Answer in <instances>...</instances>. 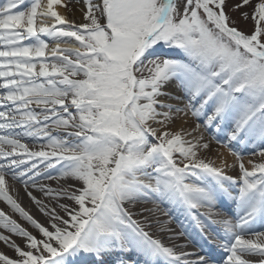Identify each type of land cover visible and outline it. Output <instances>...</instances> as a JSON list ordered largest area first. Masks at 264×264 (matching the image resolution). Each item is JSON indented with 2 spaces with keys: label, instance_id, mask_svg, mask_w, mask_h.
I'll use <instances>...</instances> for the list:
<instances>
[{
  "label": "snow or ice",
  "instance_id": "6c2138e0",
  "mask_svg": "<svg viewBox=\"0 0 264 264\" xmlns=\"http://www.w3.org/2000/svg\"><path fill=\"white\" fill-rule=\"evenodd\" d=\"M61 3L0 0V158L7 161L0 162V197L43 236L0 211V225L27 238L29 249L12 241L19 258L0 253V261L75 264L87 253L104 264L99 258L111 251L139 249L149 264H215L211 256L187 259L196 254L176 253L132 219L124 202L148 199L149 193L189 210L231 199L238 209L234 218L209 221L221 225L220 264L264 257V231L254 228L264 224V0L234 5L251 8L241 13L253 21L247 32L226 12V0H85L87 22L79 25L56 11ZM66 38L79 46H62ZM49 40L55 42L51 48ZM161 43L183 56H155ZM172 83L180 95L164 91ZM181 97L205 127L224 133L238 178L225 171L227 161L217 166L198 156L208 143L167 130L171 114L184 111L168 101ZM25 138L46 139L51 151H31L21 142ZM249 144H258L262 158L248 161L251 168L237 147ZM5 172L26 188L41 177L52 179V172L75 181L59 189L40 186L56 201H71L57 204L64 216L42 205L53 230L13 199ZM141 177L154 179L155 187ZM0 240L10 237L0 234Z\"/></svg>",
  "mask_w": 264,
  "mask_h": 264
},
{
  "label": "bare ground",
  "instance_id": "6f19581e",
  "mask_svg": "<svg viewBox=\"0 0 264 264\" xmlns=\"http://www.w3.org/2000/svg\"><path fill=\"white\" fill-rule=\"evenodd\" d=\"M31 2L30 0H25V2ZM64 0H62L63 2ZM47 0H42V3L46 4ZM69 3V2H68ZM69 5V4H68ZM73 5V4H70ZM56 5V11L64 16L67 20L74 22L76 21V18H78V21L83 20V15L85 14L87 8L86 4L84 5H78V9L75 8V6L72 8V11L70 12L66 8H60L57 9ZM66 40V41H65ZM63 41H60L62 46L68 47V46H75V42L73 39H65ZM27 43V42H25ZM54 41L50 43V46L52 47L54 45ZM49 46V48H51ZM46 56H49L50 59V53H46ZM35 62V61H34ZM47 62V61H45ZM39 68V65H38ZM0 85H2L0 83ZM3 89L0 87V92H2ZM165 92L171 93L169 89H164ZM161 99H165L164 97H161ZM171 101V100H169ZM168 101V102H169ZM172 102V101H171ZM10 103V102H9ZM173 104V102H172ZM177 104V103H176ZM33 108H37V106L33 105ZM3 108H0V110ZM187 114L182 115V113H174L172 117L175 116V118L168 120V122H173L169 127V131L172 132H183L185 134L184 138L187 141L190 142H196L199 141L201 145L203 143H208L209 147L207 149H204L201 147L198 150V156L200 158L205 159L206 161H211L215 165L219 166L224 161H227L228 167L225 169L228 175H231L233 177H239L240 176V169L238 166V161L235 156L232 155L231 151H227L225 148H223L222 143L218 141H214L212 138H210V129H207V132L204 131V127L200 125L199 121L196 120L195 116H191L192 112L190 111V108H188ZM176 112V111H175ZM201 120V119H200ZM3 122V121H0ZM204 124V122H203ZM50 127L51 124L49 125ZM155 128V127H154ZM213 129V128H211ZM56 131H63L62 129L54 130V133ZM214 131H216L214 129ZM5 132L0 130V135H3ZM192 133V134H190ZM222 137H215L213 134L211 136H214L219 141H224L226 144V138L224 133H221ZM202 138V139H201ZM22 143H25L28 145L29 149L31 151H51L49 147H47L48 141L43 138L39 139H27V140H21ZM5 148L8 150H11L10 146L5 145ZM243 152V159L245 161V164L247 167L251 168V165L248 164V161L253 162H260L261 157H259L258 153L260 151V148L258 144H249L246 146H239ZM255 150L257 155H252L250 152L252 150ZM245 155V156H244ZM250 155L248 158L247 156ZM0 162H3L7 164V161H4L3 158H0ZM39 163V161H37ZM41 171H51L50 169L41 167ZM52 179H46L44 177L39 178L36 180V187H33L31 182H29L28 187L26 188L24 183L21 180L15 179L10 172H5V181L8 188L9 194L27 211L35 220H37L39 223L43 224L45 227H48L49 230H53L51 227L52 221L50 220L49 216L45 214L44 211L41 210L42 205H47L48 208H56V212L64 216L65 213L61 210V208L57 207V204H64L69 203L71 204V201L67 200H59L56 201L53 198L46 196L43 191L40 190V186H47L51 189H59L61 187H67L68 184L75 183V181L68 180L65 178H61L58 176L56 172H52ZM145 181V183H150L155 187V180L154 179H148L146 177H141ZM79 186V185H77ZM31 192L32 196L36 197L37 200L41 201L42 204H37L33 199L32 196H29L28 193ZM161 199L158 198L157 195L153 193H149L148 199H140L135 201H125L124 207L127 208V210L132 214V219L136 221V223L151 236L153 239H159L165 246L172 247L176 251V253H195L197 255V251L199 250V247L193 244V242L189 243V241H192L189 234L186 232V228L189 230L194 229V225L197 222V218H200L199 212H197L195 209L189 210L187 206L177 203L176 201H170L167 200V203L174 208V210L179 214V216L183 219V224L179 223L176 220V215L173 214V211L171 212L170 207L162 206ZM236 209V212L238 211L236 203L233 201L231 205L227 206L226 211L223 214L221 213H215V216L217 217L218 221L223 218H234V212ZM234 210V211H233ZM0 211H3L8 217L15 220L22 228L26 229L33 235H35L38 239H43L42 233L39 232V230L31 224L30 221L26 220L24 217H22L18 212H16L14 209H12L11 205H9L6 201L3 200L2 197H0ZM213 211V206H210L208 209V212ZM228 211L231 213H228ZM201 214V213H200ZM232 215V216H231ZM66 218V217H65ZM202 218H204V221L207 220L205 215H202ZM257 223H260L259 221ZM257 223L254 225V228L257 231H264V224H260L257 226ZM184 225V226H183ZM186 227V228H185ZM216 231L219 230L218 226ZM258 227V228H256ZM0 234L4 236L10 237L9 242H4L0 240V253H3L4 255H7L11 259H17L19 258V254L16 252V250L12 247V241H14L17 245H19L21 248H24L25 251L29 250L27 247H25L27 243V238L20 237L17 234H14L7 229H5L2 225H0ZM245 238H253L251 235H247ZM221 241V239H219ZM203 243L204 249L208 250L207 254H201L200 256H211L214 259L221 260L223 256V252L219 247H215L212 241L214 240H208L207 238L201 240ZM196 255H191L186 257L187 259L195 260L197 258ZM104 264H114L119 263V260H129L131 264H149L148 257L139 249H131V250H125V251H119L114 250L107 254H105L102 258ZM245 259H248L253 262V264H261V262H264V257L259 255H246ZM98 258L89 255L84 254L83 256L79 257L75 264H97ZM126 262V261H124ZM0 264H4L3 261H0ZM215 264H220L217 261H215Z\"/></svg>",
  "mask_w": 264,
  "mask_h": 264
},
{
  "label": "rangeland",
  "instance_id": "374dc122",
  "mask_svg": "<svg viewBox=\"0 0 264 264\" xmlns=\"http://www.w3.org/2000/svg\"><path fill=\"white\" fill-rule=\"evenodd\" d=\"M69 2V3H68ZM96 2H99V0H96ZM240 0H226V12L228 13V15L232 18L233 21H235L236 25L241 29V30H244V31H250L252 28H253V21L252 19L249 18L248 19H245L243 16H242V12H248V13H251V8L250 7H246V8H242V9H235L234 8V5L239 3ZM253 2H255V0H253ZM69 4V5H68ZM70 4H73V5H70ZM85 4V0H64L61 4H58L59 6H57V9L58 7L60 8H66L67 10H69L70 12L72 11V8L75 6V8L78 7V5H84ZM25 5L28 6L30 5V2L26 1L25 2ZM66 5V6H65ZM181 6H182V3H181ZM79 8V7H78ZM77 8V9H78ZM59 12V11H58ZM73 12V11H72ZM87 22L85 20V14L83 15V20L80 22L78 21V18H76V21H74L75 24L79 25V24H82V23H85ZM66 41V40H65ZM27 42V41H25ZM53 42L51 40H49V46H50V43ZM76 43V42H75ZM75 46H79L78 43L75 44ZM51 47V46H50ZM46 53H48L46 51ZM154 55L155 56H159L161 58H180L183 56V53L181 52L180 49L178 48H175L174 46H168V45H165L163 43H161V45L159 47H157L154 51ZM77 79H80V78H83L82 76H78V77H75ZM0 83L3 84V79L0 78ZM164 89H169L171 91V95L173 97L175 96H178L180 95L177 87H176V84L175 83H172L168 86H165ZM171 101L173 102L174 105L177 106V108H180V109H184V111H176V112H173L171 114V118L170 120L174 117H172L174 115V113H182V115L184 114H187V111L188 108H185V105L187 104V99L185 97H181L180 99H171ZM169 101V103L172 104V102ZM177 103V104H176ZM42 107V106H41ZM3 110V109H1ZM37 110H39L37 108ZM191 111V109H190ZM192 116V114L190 115V117ZM196 118V117H195ZM158 119H162L161 118H158ZM197 121H199L200 125H202L204 128V131L207 132V128L204 126L203 124V121L196 118ZM173 124V122H168L166 121L165 122V125L167 127V130L170 128L169 126ZM152 127H155L157 129V132L159 133L162 129H161V126L158 124V123H152ZM209 131V130H208ZM192 134V133H190ZM212 134L210 133V138H212L214 141H218V139H216L214 136H211ZM154 139V138H153ZM22 140H27L26 138L25 139H22ZM223 148H225L227 151H230L229 150V147L225 146V143L222 144ZM238 147V146H237ZM252 152H250L251 154ZM245 156V155H244ZM248 158L250 157V155L247 156Z\"/></svg>",
  "mask_w": 264,
  "mask_h": 264
}]
</instances>
